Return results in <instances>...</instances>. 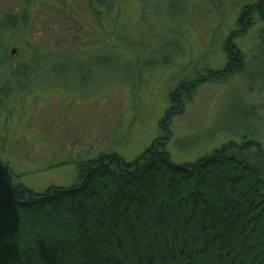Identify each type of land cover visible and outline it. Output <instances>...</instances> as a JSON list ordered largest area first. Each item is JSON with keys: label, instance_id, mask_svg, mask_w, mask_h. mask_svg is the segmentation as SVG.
I'll list each match as a JSON object with an SVG mask.
<instances>
[{"label": "trees", "instance_id": "16d2710c", "mask_svg": "<svg viewBox=\"0 0 264 264\" xmlns=\"http://www.w3.org/2000/svg\"><path fill=\"white\" fill-rule=\"evenodd\" d=\"M25 1L21 14L9 11L1 16V34L31 21L27 2L35 0ZM75 1L82 11L79 31L85 33L83 20L91 19L99 27L92 36L97 44L111 43L117 51L120 42L121 50L131 53L145 49V40H135L132 31L123 35L127 25L118 21L124 0H85L84 5ZM167 1L170 6L176 2ZM170 6L168 10L175 12L177 8ZM257 20L262 25L255 67L247 71L235 34L246 31L245 21L250 26ZM239 23L240 29L224 45L225 66L205 69L183 82L181 99L200 84L228 81L237 73H246L249 88L264 89V0L244 6ZM56 27L59 39L68 41L71 28L62 23ZM51 48L54 58L34 46L27 56L21 54L24 57L13 50L3 54L0 113L46 74L84 87L100 73L123 72L127 65L121 63L122 54L94 55L85 47L72 53L60 41ZM147 60L151 69L168 65L158 58ZM178 99L171 100L173 113L182 111ZM177 100L180 104L174 103ZM231 101V117L240 125L218 128L217 137L228 141L195 162L172 161L167 148L173 134L170 112L161 121V135L133 160L113 151L76 159L78 175L71 187L51 185L36 191L23 182L11 185L7 176L13 170L0 158V264H264V116L243 94Z\"/></svg>", "mask_w": 264, "mask_h": 264}, {"label": "rangeland", "instance_id": "374dc122", "mask_svg": "<svg viewBox=\"0 0 264 264\" xmlns=\"http://www.w3.org/2000/svg\"><path fill=\"white\" fill-rule=\"evenodd\" d=\"M175 1L171 6L177 9L170 12L167 0H124L118 21L127 25L123 35L132 31L135 40H145V49L139 47L133 53L121 50L120 42L117 51L111 49V43L99 40L97 44L92 36L99 27L91 19L84 18L85 33L79 31L82 11L75 0H69L68 5L57 0L27 2L32 19L14 32L0 33V60L13 49L14 54L24 57L21 54L31 53L32 46L54 58L57 54L52 51V43L56 46L60 41L72 53L85 47L94 55L122 54L121 63H127L129 68L126 65L123 72L100 73L91 85L80 87L71 80L49 77L45 66L41 75H46L39 77L30 91L13 98L0 113V158L13 170L7 176L11 185L23 182L36 191L51 185L71 187L78 175L76 159L92 158L100 152H117L131 161L161 135V121L168 112L173 134L167 148L177 164L195 162L228 141L217 137V129L227 124L230 128L240 125L231 117L234 95L243 94L257 104L264 116V89L259 85L249 88L246 73H237L228 81L200 84L186 99L179 95L184 90L180 85L197 73L225 66L224 45L240 29L244 6L256 0ZM25 4V0H0V18L9 11L21 14ZM90 22L93 26L88 25ZM103 22L109 32L107 22ZM59 23L76 34L69 31L68 41L59 39ZM246 23V31L235 34V43L250 71L255 67L257 34L262 23ZM43 43L49 46L40 47ZM148 58H158L168 65L147 68ZM5 73L0 64V83ZM174 98L182 103L179 113L171 109ZM178 100L174 103L180 104ZM261 141L264 145V136ZM73 160L74 163H64Z\"/></svg>", "mask_w": 264, "mask_h": 264}, {"label": "water", "instance_id": "95a60500", "mask_svg": "<svg viewBox=\"0 0 264 264\" xmlns=\"http://www.w3.org/2000/svg\"><path fill=\"white\" fill-rule=\"evenodd\" d=\"M16 52V50L15 49H13V53H15Z\"/></svg>", "mask_w": 264, "mask_h": 264}]
</instances>
